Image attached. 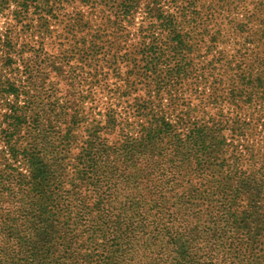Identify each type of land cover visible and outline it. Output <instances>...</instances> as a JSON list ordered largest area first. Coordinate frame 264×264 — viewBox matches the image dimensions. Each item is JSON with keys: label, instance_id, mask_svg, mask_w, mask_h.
<instances>
[{"label": "trees", "instance_id": "trees-1", "mask_svg": "<svg viewBox=\"0 0 264 264\" xmlns=\"http://www.w3.org/2000/svg\"><path fill=\"white\" fill-rule=\"evenodd\" d=\"M76 1L101 6L112 26L86 41L83 15L58 14ZM140 1L0 0V17L14 23L0 25V264H264V151L242 143L251 125L242 117L264 118V16L250 31L241 25L252 46L238 62L213 54L215 12L171 0L167 13L150 0L149 23L123 53V22ZM205 40L209 60L193 64ZM119 62L125 86H107ZM188 73L226 88L213 102L231 113L193 116L173 94L161 104ZM152 84L156 95L129 104L134 124L113 104L84 108L94 93L124 104Z\"/></svg>", "mask_w": 264, "mask_h": 264}, {"label": "rangeland", "instance_id": "rangeland-1", "mask_svg": "<svg viewBox=\"0 0 264 264\" xmlns=\"http://www.w3.org/2000/svg\"><path fill=\"white\" fill-rule=\"evenodd\" d=\"M164 2L167 3L165 4V6H163V10L167 13H173L175 9H172L173 7L171 8L170 6L172 5V3H170L171 0H164ZM148 3H150V0H141L138 7L134 10L132 18L128 22H123L125 29L129 35L125 45H120V50L123 51V53L132 50V45L137 43L139 30L149 23V17L147 16L146 8V4ZM190 8L192 11L201 12V16H205L210 12H215L218 17L217 21L220 23L223 21L221 27V41L216 44V48L213 49V54L216 55V53L222 52L225 54L227 59L232 56H237L235 61L242 60L241 55H246L245 53L248 52L250 50V47L252 46L248 44L250 33H242L240 30L241 25L249 23L248 28L250 31L252 28L255 29L259 25H261L262 16H264V0H223V2H220V0H195L194 7ZM59 12L61 16L66 15L68 17L74 15L75 13H80L81 15H83L84 19L88 21V26L90 27L89 31H85L84 34L86 41L91 40V35L94 34V31L102 30L106 27L112 26L109 23L104 22L102 18L103 10L101 6L91 9L90 7L82 5L76 1L60 6L58 14ZM4 24L13 25L14 23H12V21H9L7 18L0 17V25L2 26ZM49 27L50 29H52V31H54V34L56 36H63L64 26L61 23L51 21ZM111 29L112 28H110L108 31H110ZM14 32H17L16 27L14 29ZM115 37L116 39H118V35H115ZM116 43L118 44L117 40ZM208 44V40H205L204 43L199 45L197 52L201 57L198 58L199 56H194L193 64H195L197 61L206 62L209 60V58L206 57V54L208 53ZM54 51L55 50H51V52ZM238 51H241L240 54L237 53ZM248 55L251 56L252 54ZM244 62L248 63L246 58L244 59ZM174 64H176V61H173L172 64H165L160 62L159 67L161 69L167 70L170 66L173 67ZM244 66H246V64ZM126 70L127 66L124 65V63H117L114 69V73L109 77L107 86L121 87L122 85L124 87L125 84L124 82H122V79H124V77L126 76ZM196 81L198 80H196L194 74L188 73L186 77H183L179 81L177 80V83L170 84V86L167 88V90H169L170 92L169 94H167L166 92L163 94L164 97L161 104L166 105L168 101L171 100L170 94H173L180 99V104L182 105L184 111H194V113H191V115L193 116L203 117L206 115L204 114V112H206L208 114L207 117H210L215 121L216 118L220 115H227V113L229 112L231 113V109L226 103L213 102L214 97H217L218 95H224L226 93V88L223 87V89H215L214 87L210 86V84L198 83ZM83 89L84 88L79 87V89L77 90L80 91V95H82V93H85ZM131 92H133L131 99L124 104L120 103L119 101L121 100L115 98L107 91L101 94L100 92L94 93L92 100H88V103L84 105V108L89 113L96 114L99 111L105 112V110L111 104H113L116 108V113L118 114L119 118H123V120H126L130 124H134L135 121H138L140 119L134 118L131 114H129V104H133L134 98L140 99L141 101L144 100L145 98H147L149 92L152 96L156 95L157 89H155V86L153 84L149 87L139 85L137 89H134ZM95 118L99 120L101 117L99 115H95ZM242 119L251 124L250 128L248 129V135L246 137L247 141H242V143L245 146L255 145L257 149H262V151H264V118L256 122L255 118H252L250 117V115H248L247 117H242ZM88 123H93V119L89 120ZM229 125L230 123L224 130L220 132L221 136L228 140L227 142H230L229 135H231V132L228 129ZM115 137L117 136H110L111 141H113ZM228 150L231 151L232 148L228 147L226 151ZM227 157L230 158L231 154H227Z\"/></svg>", "mask_w": 264, "mask_h": 264}]
</instances>
